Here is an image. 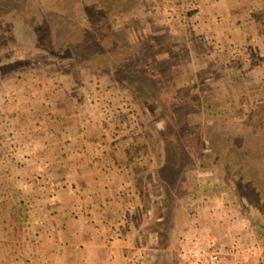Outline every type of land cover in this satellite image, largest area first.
<instances>
[{
  "label": "rangeland",
  "instance_id": "374dc122",
  "mask_svg": "<svg viewBox=\"0 0 264 264\" xmlns=\"http://www.w3.org/2000/svg\"><path fill=\"white\" fill-rule=\"evenodd\" d=\"M103 155L143 193L136 217L160 218L156 264L226 222L264 264V0H0V264L46 219L47 161L71 190Z\"/></svg>",
  "mask_w": 264,
  "mask_h": 264
},
{
  "label": "crops",
  "instance_id": "0c3cea01",
  "mask_svg": "<svg viewBox=\"0 0 264 264\" xmlns=\"http://www.w3.org/2000/svg\"><path fill=\"white\" fill-rule=\"evenodd\" d=\"M81 158L73 157L78 164H82ZM32 159L38 158L33 155L29 160ZM97 160L99 168L84 161L83 166H77L80 169L77 170V180H73L75 184L71 190H68V186L63 188L58 185L61 182L56 177L52 181L47 173L53 168L49 164H60L59 161L52 159L47 161L46 167H42L41 179L48 178L42 180L44 193L41 195L50 201V210L41 211L42 207L37 208V214L46 212V219L38 218L40 222H36V228L32 225L28 228L30 231L35 228L36 234L33 231L34 239L29 238L26 242V251L20 264H156L155 253L165 249L150 243L159 239L153 228L160 223L157 222L160 218L151 217L152 222L137 218L143 211V193L135 184L131 185V173L129 176L123 171L111 170L112 161L104 155ZM62 163L72 162L65 159ZM84 164L88 166L86 170ZM144 191L145 195L150 196L149 202L152 204V193L148 189ZM146 213L148 211H144ZM197 220L177 224L186 230V236L193 233L201 237L204 222ZM239 224L226 222L225 226L222 225V234L216 244L222 250V264H259L262 256L256 258L254 254L257 249L241 242L245 238ZM176 234L181 233L176 230ZM173 235L171 238L175 240L177 235Z\"/></svg>",
  "mask_w": 264,
  "mask_h": 264
},
{
  "label": "built area",
  "instance_id": "2783aa9c",
  "mask_svg": "<svg viewBox=\"0 0 264 264\" xmlns=\"http://www.w3.org/2000/svg\"><path fill=\"white\" fill-rule=\"evenodd\" d=\"M177 257L179 264H222L216 243L196 237L182 241Z\"/></svg>",
  "mask_w": 264,
  "mask_h": 264
},
{
  "label": "trees",
  "instance_id": "16d2710c",
  "mask_svg": "<svg viewBox=\"0 0 264 264\" xmlns=\"http://www.w3.org/2000/svg\"><path fill=\"white\" fill-rule=\"evenodd\" d=\"M51 27H49V24H47V26L45 27V33L46 34H51V32H52V30L50 29ZM168 123H167V121H164V126L165 125H167ZM172 135H173V137L174 136H176V132H174V131H172ZM167 139V138H166ZM175 139V138H174ZM166 141V140H165ZM174 148H176V145H174ZM179 149L180 148H178L177 149V153H179ZM175 155V154H174ZM164 166H165V168L167 169L166 171H168L167 173V175H174V173L177 171V169H178V166H179V163L177 162V161H171V160H166V162H164ZM248 167V169H250V166H247ZM171 176V177H172ZM249 182L251 183V186L253 187L254 185H256L257 183L256 182H252V181H250L249 180ZM209 186H212V187H215V185H209ZM261 212V211H260ZM182 241V240H181ZM178 246V244L177 243H175V248ZM179 264V263H178Z\"/></svg>",
  "mask_w": 264,
  "mask_h": 264
}]
</instances>
